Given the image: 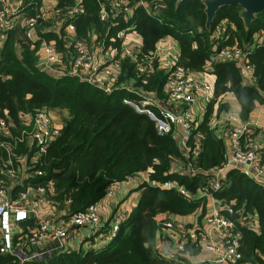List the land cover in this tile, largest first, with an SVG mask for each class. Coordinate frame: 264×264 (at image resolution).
<instances>
[{
  "label": "trees",
  "instance_id": "obj_1",
  "mask_svg": "<svg viewBox=\"0 0 264 264\" xmlns=\"http://www.w3.org/2000/svg\"><path fill=\"white\" fill-rule=\"evenodd\" d=\"M37 1L39 5L41 2ZM145 1L156 9L147 12L135 4L136 0H131L128 15L124 17L123 10H115L118 15L101 20V4L103 2L109 10L110 0H82L84 11L65 17L60 24L51 19L41 20L37 28L39 38L35 42L24 36L20 21L11 27H0V118L13 135H0V177L6 180L7 168L18 171L19 183L12 186L11 196L27 186L31 189L41 186L43 191L36 198L52 205L55 210L49 215L61 220L99 201L113 182L139 171L148 173V180L138 186L141 192L137 204L107 246L64 247L43 260H30L25 264H193L187 254L196 255L200 251L198 243L189 240L182 250L173 254L159 251L155 236L163 222L171 215L197 210L200 220L207 211V200L199 195L185 196L175 188L158 183L176 180L196 193L206 183L208 170L225 161L226 140L218 136L209 123L214 111L217 114L230 109V103L221 98L222 95L227 92L235 95L240 104L238 114L244 120L249 119L258 103H264L259 91H264V10L257 12L250 25L245 26L239 14L241 6L224 4L215 11L210 27L206 28L207 15L201 0ZM75 2L57 0V6ZM26 10L32 11L30 7ZM221 20H226L227 25L221 37L214 36V27ZM69 23L75 26V37L91 41V34L95 32L104 46H118L119 41L113 39L115 32L131 25L142 36L141 57L150 55L158 41L169 35L177 42V63L190 71H204L206 65H211L215 74L212 95L186 139L189 147L186 154L174 136V127L170 132L158 133L147 113L136 111L122 100L128 97L140 101L144 94L166 99L169 68L160 66L156 56L155 69L145 83L140 81L136 62L123 57L121 72L111 83L110 90L103 87L106 84L90 83L69 74L56 75L40 65L42 39L53 41L59 50L71 49V43L70 48L64 47L72 40L65 30ZM233 44L244 48V62L252 64L254 81L244 79L239 60L217 58L218 47ZM46 106L63 108L67 113L60 132L40 150L27 135L20 138L22 116L25 113L32 116L38 108ZM150 106L156 113L159 111L156 104ZM196 136L200 151L193 158L191 150ZM259 156L264 164V146H259ZM33 157L35 162L31 161ZM178 160L193 163L201 170L182 171L183 165L176 167ZM222 180L221 189L214 192L220 212L230 216L226 207L233 204L235 211L242 209L247 220L255 217L258 224L254 229L245 221L235 220L240 232L238 250L242 257L239 261L264 264V185L238 167H229ZM19 223L27 229L35 224V218ZM103 223L102 220L99 229H91L93 235L107 232L109 226ZM12 260L11 255L0 253V264Z\"/></svg>",
  "mask_w": 264,
  "mask_h": 264
},
{
  "label": "built area",
  "instance_id": "obj_2",
  "mask_svg": "<svg viewBox=\"0 0 264 264\" xmlns=\"http://www.w3.org/2000/svg\"><path fill=\"white\" fill-rule=\"evenodd\" d=\"M43 1L40 0L41 3L38 5L37 0H23L14 8L11 1L0 0V27L6 28L11 24L14 25L11 17L19 14L20 18L17 21H21L24 36L31 42H35L39 38L37 28L41 20L51 19L56 24H60L65 17L84 11L82 0H76L74 4L63 7H58L57 1L56 4H43ZM130 2L131 0H110L109 5L111 7L109 10L102 2L99 12L100 19L107 20L110 16H116L120 10L124 11L123 16L125 17L132 9ZM135 4L141 5L147 12L156 9L155 5L150 6L145 0H136ZM27 7H30L32 11L28 12ZM224 29L225 23L221 20L214 27V36L221 37ZM65 30L68 38L72 39L64 45V47L70 48L71 43L69 50H59L53 41L45 39L40 41V65L53 74L74 75L90 83L106 84L103 87L110 90L112 88L111 83L121 72V59L123 57H130L136 62V69L138 75L141 73L140 81L142 83L147 82V76L155 69L154 56L158 59L156 47L154 51L150 52V55L141 57L142 36L131 25L123 26L115 32L113 39L119 41L118 46L111 44L104 46L99 35L95 32L91 34V41L75 37V26L72 23L66 25ZM167 52L170 56V63L166 80V99L177 107L161 106L155 102L150 94H144L140 101L128 97H124L122 100L134 107L136 111L147 113L154 120L156 129L160 134L170 132L175 124H179L183 128L182 141L185 143L191 134L193 124L197 121L193 105L198 102L199 97H202L205 103L212 95L213 86L209 81L194 76L183 64L176 62L179 52L177 46L170 47ZM216 56L219 59L241 61L242 70L250 73L249 80H255L252 73L253 66L244 62L246 53L241 46L236 44L222 45L218 47ZM152 104H156L159 108L157 113L150 106ZM22 120L23 128L20 138L27 135L40 150L45 149L46 144L60 132L62 127L54 123L46 107L38 108L29 117V120L22 116ZM226 120L230 124L228 128L230 151L225 154V161L221 165L208 170L210 175L202 188H198L196 193H192L176 180L169 179L158 183L162 187L175 188L185 196H203L207 201H211L210 209L206 211L200 223L196 220L188 222L179 219L176 215H171L163 222L162 226L174 231L177 235V250H182L186 241L189 240L197 242L201 250L209 252L212 259L204 264H251L248 261H239L242 257L238 250L240 232L235 220L220 212V206L216 202L214 192L221 189L222 179L229 167H239L255 181L264 185V164L259 156V146L251 142L250 120L241 119L238 112L233 111L226 114ZM212 121L210 118L209 123ZM0 135L13 137L2 118H0ZM194 143L195 145L191 150L193 158L200 151L197 136ZM0 145H2V140ZM5 145L8 146L6 142ZM186 148L189 150L187 145ZM31 161L35 162L36 158L33 157ZM181 170L195 173L201 169L189 162L184 163ZM17 172L13 168H7L4 174L6 180L0 177V253L9 254L13 257V260L8 264H25L30 260H43L51 255L54 250L64 248L74 238L77 228L85 226L97 230L102 225L96 202L72 212L66 219L54 221L50 215L42 213L38 206L39 200L36 196L43 191V187L31 189L27 186L25 190L19 191L16 196H11L9 191H11L12 186L19 183L16 178ZM36 172L42 173L41 170H36ZM140 172L127 175L122 180L113 182L102 198L111 197L114 188L121 186V184L134 182ZM130 212L131 209L125 205L116 209L109 217L107 232L99 233L97 235L100 236L99 240L95 244L93 243L91 247L103 248L112 242L120 224L128 218ZM238 213L240 216L236 220L245 221L249 227L257 229L253 222L255 217H249L247 220L242 209ZM28 218H35V224L24 229L19 222Z\"/></svg>",
  "mask_w": 264,
  "mask_h": 264
},
{
  "label": "crops",
  "instance_id": "obj_3",
  "mask_svg": "<svg viewBox=\"0 0 264 264\" xmlns=\"http://www.w3.org/2000/svg\"><path fill=\"white\" fill-rule=\"evenodd\" d=\"M9 1H11L12 6L15 8L23 0H9ZM56 1L57 0H44L43 4H56ZM18 18H20L19 14L18 15L16 14L11 17V21L13 22L14 25L17 24ZM222 22L225 23V26L227 25L226 20H222ZM11 26H8V27H11ZM173 46H177V42L172 36H169V35L164 36L162 39L158 41L156 45V51H157L158 62L160 63V66L169 68L168 65L170 63V56L167 50ZM239 63L241 64L242 62L239 61ZM209 67H211V65H206V69L204 71L193 70L191 71V73L194 76H197L199 78H203L209 81L213 86V82L215 80V74L212 72V70L208 71ZM243 74H244V79L246 81L251 82V80H249L250 73L247 71H243ZM209 77H211L212 80H210ZM150 95L154 98L155 102H157L161 106H165L169 108H173L174 106H176V105H173V103L167 101V99H159L153 94H150ZM221 98H223L224 100H227L230 103V109L228 111H222L217 114L214 111L213 114L210 115V118L213 120L212 123L210 124L218 136H223L225 138L226 144H227V149H226V153H227L230 151V147L228 146V143H229L228 128L230 124L226 120V114L231 111L238 112L240 108V104L232 92H227L226 94L222 95ZM204 104L205 103L203 101V98L199 97L198 102L193 105V110H195L197 120H199L202 116ZM216 107H217V104H215V108ZM46 108L49 110L54 123L62 126L63 119L65 118L67 110L63 108H58V107L52 108L50 106L49 107L46 106ZM23 117L29 120L30 115L25 113ZM249 120L251 122V125H250L251 142L255 144L256 146H264V103H258L255 106V108L250 113ZM173 132H174V136L176 140L180 144L182 152L186 154L187 148H186L185 143H183L182 141L183 128L179 124H175ZM176 162L178 165V166L176 165L177 168H179L180 165H184V163H182V160H178ZM144 179H148V173L146 171H141L138 174V177H136V179L134 180V182L129 183V184L127 183L121 184V186L114 188L113 195L111 197L101 198L99 201L96 202V206L100 214L101 221L102 220L104 221L103 224H105L106 226L107 225L109 226V217L113 214V212L116 209L122 208L124 205L130 208L132 211V209L137 204V202L133 204L132 197L129 194V191L133 189L134 187H138L139 184ZM211 205H212L211 201L206 202L207 210L210 209ZM38 206L40 210L42 211V213L47 214V215L52 214V212L55 210V208L52 205L48 204L47 201H42V200L39 201ZM176 216L179 219H183L188 222L192 220L193 221L196 220L198 223H200L202 221V218L198 220V210L188 213V214H178ZM53 219L54 221L59 220L57 219V216L53 217ZM253 222H254V225L256 224V228H257L258 224L255 218H253ZM214 236L216 237L215 233H214ZM99 237L100 236L93 235L89 227L83 226V227L77 228L74 234V238L71 239L66 244L65 248H78L79 246H82L83 248L84 247L91 248V245L93 243L95 244L99 240ZM176 239H177V235L175 234L174 231L161 226L156 232L155 244L161 253L173 254L177 251ZM187 256L193 264H204L208 260L212 259V255L209 252L201 250V248H200V251L196 253V255L187 254Z\"/></svg>",
  "mask_w": 264,
  "mask_h": 264
},
{
  "label": "water",
  "instance_id": "obj_4",
  "mask_svg": "<svg viewBox=\"0 0 264 264\" xmlns=\"http://www.w3.org/2000/svg\"><path fill=\"white\" fill-rule=\"evenodd\" d=\"M180 1V0H178ZM205 5V12L207 15L206 19V28H209L212 22V17L215 11L224 4H238L241 6L240 16L243 19L244 25L249 26L252 20L255 18V15L260 10H264V0H201ZM212 68L209 67L208 71ZM123 86H127L126 83ZM260 93L264 96V91L259 90ZM226 210L229 212L230 217L234 220L238 219L240 214L236 212L233 208V204H230L226 207Z\"/></svg>",
  "mask_w": 264,
  "mask_h": 264
},
{
  "label": "rangeland",
  "instance_id": "obj_5",
  "mask_svg": "<svg viewBox=\"0 0 264 264\" xmlns=\"http://www.w3.org/2000/svg\"><path fill=\"white\" fill-rule=\"evenodd\" d=\"M209 79L212 80L211 77H209ZM140 192H141V190L138 187H134L133 189H131L129 191V194L132 197L133 204H135L138 201ZM89 229H92V228H89ZM84 248H86V247H84Z\"/></svg>",
  "mask_w": 264,
  "mask_h": 264
}]
</instances>
